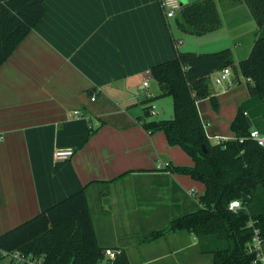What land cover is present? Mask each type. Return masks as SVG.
<instances>
[{"label":"crops","instance_id":"obj_1","mask_svg":"<svg viewBox=\"0 0 264 264\" xmlns=\"http://www.w3.org/2000/svg\"><path fill=\"white\" fill-rule=\"evenodd\" d=\"M214 1L220 25L203 35L179 28L178 13L166 18L158 0L43 2L38 22L0 65V234L85 187L99 245L128 257L127 244L141 241L147 225L168 224L201 206L204 184L164 169L192 166V159L168 145L163 131L144 130L134 106L141 96L155 98L149 70L172 59L176 43L181 51H232L252 34L244 58L264 36V24L255 25L242 1ZM231 85L211 84L218 111H206L208 99L196 102L207 135V117L216 124L234 118L239 102ZM239 85L246 91L244 81ZM258 109V117L246 118L248 126H262L264 96ZM216 135L235 137L228 127ZM58 149L72 154L56 159Z\"/></svg>","mask_w":264,"mask_h":264},{"label":"trees","instance_id":"obj_2","mask_svg":"<svg viewBox=\"0 0 264 264\" xmlns=\"http://www.w3.org/2000/svg\"><path fill=\"white\" fill-rule=\"evenodd\" d=\"M44 1L0 0V65L38 22ZM236 1L249 9L256 26H263L264 0L231 2ZM176 22L183 31L195 35L218 29L215 1L182 5ZM232 57L228 47L207 53L176 48L172 59L149 70L160 94L172 97L173 116L136 118L149 133L163 131L168 145L179 146L194 162L192 166L167 164L164 169L200 181L205 188L198 209L172 219L144 240L159 239L169 231H188L197 238L201 251L211 255L212 264H251V255L245 250L253 230L247 225L249 221L264 241V146L249 138L251 129L240 108L230 122L235 137L213 143L207 138L196 105L198 100L209 99L212 108L218 109L210 75L227 66L234 84L244 81L249 96H264V36L254 41L238 65ZM148 109L144 108L146 116L150 115ZM239 138L244 139L239 142ZM232 200L240 201L235 211L228 210ZM0 248L43 257L44 264H97L105 251L97 241L85 187L0 234ZM111 264H130L125 251L120 250Z\"/></svg>","mask_w":264,"mask_h":264},{"label":"rangeland","instance_id":"obj_3","mask_svg":"<svg viewBox=\"0 0 264 264\" xmlns=\"http://www.w3.org/2000/svg\"><path fill=\"white\" fill-rule=\"evenodd\" d=\"M199 1V0H198ZM188 2H195V1H188ZM170 22H173V19H169ZM175 35V39H181L182 34L173 31ZM253 40L252 34L246 35L244 38H242V46L237 49L233 50V60L238 63L243 56L246 55L247 51L250 49V43ZM177 48L182 50L184 48L181 43H176ZM185 45V44H184ZM238 65V64H237ZM231 69V68H230ZM232 71V70H231ZM149 90H151L152 94L155 96V98L151 100H145L144 96L140 97V102L134 106L136 108V111L142 116V120H158V119H169L173 116L172 108H173V99L170 96L161 95L160 92L156 91L157 86L155 85L154 80H149ZM212 86H214L217 90L221 89V85H215L213 82H211ZM232 92L231 95L233 96L234 104L236 105L237 102L239 104L236 107V113L237 108H240L241 110H246L247 114L245 115L246 118L258 117V106L260 102H262L263 97H257V96H249L243 85L238 84H232ZM227 99V98H226ZM206 111L209 113L211 111H218L214 110L211 106V103L208 99ZM231 103V101H230ZM155 105L156 106V115H148L146 116L144 113V108L147 106ZM203 105V104H201ZM131 108V107H130ZM219 108V105H218ZM235 113V114H236ZM235 116V115H234ZM207 122L209 123V126L207 127V133L212 134L218 133V130L220 128L228 127L231 130L229 121H226V123L216 124L215 121L209 116L207 117ZM252 120V118H251ZM231 122V121H230ZM248 123V121H247ZM261 125L264 128V119H261ZM255 123L251 124L250 129L253 127H260ZM260 129L261 133L264 134V129ZM232 131V130H231ZM233 132V131H232ZM201 183L200 181H197ZM102 199V198H101ZM103 202V199H102ZM97 224V232L99 233V240L102 242L104 233L102 227H99L98 220H96ZM167 223H162L158 225L150 224L147 225L149 227H145L142 229V232L138 234L137 238H143L141 241H138V243L134 242V240H130L129 244H127L128 248V261L130 264H212L211 263V255L208 253H203L201 251V246L198 243L197 238L194 234L188 232V231H169L166 232L164 235H162L161 238L156 240H144L145 237L151 233V230L149 232L148 229H154L157 227H165ZM139 225L142 227V224L139 223ZM161 225V226H160ZM162 228H158L155 230H159ZM148 230V231H147ZM106 236V235H105ZM264 244V243H263ZM8 259L2 258L0 260V264H7Z\"/></svg>","mask_w":264,"mask_h":264},{"label":"built area","instance_id":"obj_4","mask_svg":"<svg viewBox=\"0 0 264 264\" xmlns=\"http://www.w3.org/2000/svg\"><path fill=\"white\" fill-rule=\"evenodd\" d=\"M158 3H159V7L161 8L166 18L174 17L179 12L181 7L179 4V0H158ZM210 79L211 82H213L215 85L222 86L225 84L231 85L233 83L234 77L230 67L227 66L224 67L222 70L214 72V75L212 73ZM143 86H148V82L146 80H144ZM90 98L93 100L95 99L94 95H91ZM148 111L152 115L157 114L155 105L149 106ZM207 138L211 140L213 143L223 142L226 141L227 139L216 134H209L207 135ZM249 138L254 140L259 145L264 146V135L258 130L256 129L251 130L249 133ZM243 139L244 138H239V142H242ZM71 154L72 151L70 149H58V151L55 152V158L56 159L66 158ZM239 207H240V201L232 200L228 205V210L235 211ZM247 225L251 226L253 230L251 237L245 244L246 253L251 255V260H250L251 264H264V244H263L264 241L261 237L260 231L259 229L253 226V223L251 221H249ZM119 252H120L119 249L105 248L103 257L97 262V264H111L112 260L115 259V257L118 255ZM0 257L7 258L8 263L10 264H44L43 257H37L32 254L26 255L18 250L7 251L0 248Z\"/></svg>","mask_w":264,"mask_h":264},{"label":"water","instance_id":"obj_5","mask_svg":"<svg viewBox=\"0 0 264 264\" xmlns=\"http://www.w3.org/2000/svg\"><path fill=\"white\" fill-rule=\"evenodd\" d=\"M186 3H187V0H179L180 6H182V5L186 4ZM102 199H103V203H108V200H109L108 198L103 197Z\"/></svg>","mask_w":264,"mask_h":264}]
</instances>
